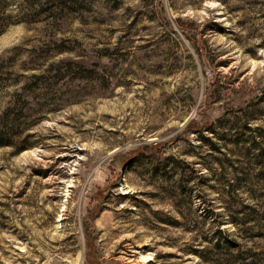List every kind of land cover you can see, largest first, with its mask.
<instances>
[{"label":"rangeland","instance_id":"obj_1","mask_svg":"<svg viewBox=\"0 0 264 264\" xmlns=\"http://www.w3.org/2000/svg\"><path fill=\"white\" fill-rule=\"evenodd\" d=\"M0 264H264V0H11Z\"/></svg>","mask_w":264,"mask_h":264},{"label":"trees","instance_id":"obj_2","mask_svg":"<svg viewBox=\"0 0 264 264\" xmlns=\"http://www.w3.org/2000/svg\"><path fill=\"white\" fill-rule=\"evenodd\" d=\"M11 0H0V35L11 25V14L9 13V5ZM0 137V147L8 145L7 139Z\"/></svg>","mask_w":264,"mask_h":264}]
</instances>
